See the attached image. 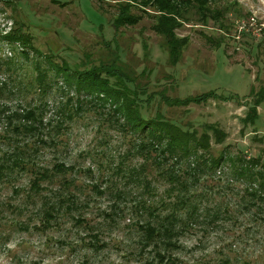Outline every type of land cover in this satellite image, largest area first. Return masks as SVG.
<instances>
[{"label": "rangeland", "instance_id": "obj_1", "mask_svg": "<svg viewBox=\"0 0 264 264\" xmlns=\"http://www.w3.org/2000/svg\"><path fill=\"white\" fill-rule=\"evenodd\" d=\"M58 1L64 4L20 0V11L26 17L23 20L33 35L32 45L41 55L31 53L25 59L18 53L19 45L0 40V61L15 62L8 64L7 70L6 65L0 66V83H4L0 99L14 105L16 100L38 103L51 123L63 118L55 146H43L38 156L45 162L58 160L81 169L79 174L71 175L75 185L68 189L77 197V203L69 212L64 211L55 227L46 231L30 227L26 231L23 226L34 224L38 217L35 204L24 198L25 177L11 184L0 181V264H160L153 249L141 247L137 226L152 219L147 210L137 207L136 201L143 198L146 204L158 207L159 215L167 213L159 203L173 199L163 173L169 165L165 162L154 167L144 161L142 153L146 152L132 150L135 138L120 130L106 115L105 107L70 109L65 102L76 90L62 81V73L54 72L46 59L50 56L53 63H62L69 72L88 67L109 57L114 39L122 58L134 60L138 70L144 69L140 80L148 82V91L164 90L165 95L175 98L208 90L237 94L232 101L210 99L185 107L167 106L155 94L140 110L149 116L161 109L167 117L197 129L203 123L215 122L227 136L220 145H212L214 153L224 147L247 158L258 156L264 162V101L256 108L254 124L243 127L239 120L252 98L248 95L250 89L264 86V0H208L209 9L223 11L227 29L213 20L207 25L193 19L182 21L175 33L189 41L174 67L167 64L164 39L151 29L148 15L131 9L141 13L142 18L135 26L115 33L110 23L117 2L122 0ZM8 13V9L0 12V32H5L10 23ZM204 35L211 37V42ZM105 42H110L109 48ZM35 65L45 73L44 81L49 82L50 87L43 92L32 86ZM179 164L187 170V164ZM118 166L124 168L123 173L117 171ZM140 166L151 183L147 190L122 176L129 168L137 170ZM227 166L222 164L213 174L197 172L194 178L181 175L189 183L188 188L197 191V203L208 207L222 204V209L230 206V211L214 223L199 219L185 226L178 236L179 249L170 251L171 264H216L225 255L237 264H264V224L257 228L250 213H238L236 201L245 182H230ZM228 182L232 186L224 187ZM42 193L46 197L51 194Z\"/></svg>", "mask_w": 264, "mask_h": 264}, {"label": "trees", "instance_id": "obj_2", "mask_svg": "<svg viewBox=\"0 0 264 264\" xmlns=\"http://www.w3.org/2000/svg\"><path fill=\"white\" fill-rule=\"evenodd\" d=\"M50 1L64 4L58 0ZM19 2L20 0H0V12L8 9L6 18L10 20L7 30L0 32V40L12 46L19 45V48L21 47L19 55L29 59L31 53L41 54L32 45L33 35L29 31L28 23L23 20L26 17L20 11ZM207 2L208 0H122L117 2L116 15L110 26L115 33L120 28L135 26L142 18V14L133 13L131 9L148 15L152 20L151 29L164 39L166 62L174 67L189 41L186 36H177L175 33L176 29L182 26V21L193 19L200 25H207L209 20H213L218 23V27L227 29L223 22V11L209 9ZM204 37L211 42V37L207 35ZM112 41L115 42V46L108 50L109 57L106 60L77 70L72 69L70 72L64 69L62 63H53L50 56L44 57L48 58L46 61L54 72L62 73V81L66 85L74 86L75 95L67 97L65 102L70 109L79 111L86 105L92 109L97 106L105 107L106 115L113 118L120 130H125L135 138L132 150L146 152L142 153L146 156L144 161H149V165L153 163L154 167L165 165V162L169 165L163 173L169 183L168 191L172 193L173 199L167 203H159L167 213L159 215L158 207L146 204L143 198L136 201L137 207L147 210L152 219L137 226L138 234L141 236V247L149 246L153 249L160 264H171L173 258L170 251L179 249L178 236L185 226L199 219H207L208 222L214 223L215 220L221 219L223 213H229L230 206L222 209V204H218L209 208L197 203L195 199L197 191L189 189V183L182 177L191 175V178H194L197 172L203 171L213 174L222 164L228 165L230 182L236 180L245 182L243 192L239 193L236 201V206L240 209L238 213H250L249 217L257 228L264 224V162L258 156L247 158L239 152L233 154L224 147L214 153L212 145H220L227 136L215 122L203 123L201 129H197L188 122L175 121V118L167 117L161 109L149 116H144L140 110L141 106L148 105V102L154 99L155 94L160 96L161 103L175 107L204 104L210 99L232 101L239 95L217 94L213 90H208L175 98L165 95L164 90L148 91V82L143 83L140 80L144 75V69L138 70L134 60L122 58L116 41L114 39ZM105 45L109 48L110 42H105ZM10 63L15 62L2 60L0 66H7ZM33 67L36 74L32 86L43 92L50 87L49 82L44 81L45 73L40 71L38 65ZM5 69L7 70L8 66ZM2 85L4 83H0V93ZM248 95L252 97L249 106L246 113L239 118L243 127L255 123L258 113L256 108L264 101V86L257 90L250 89ZM51 120L46 119L42 106L38 103L22 104L20 100H16L14 105L0 99V181L11 184L18 177H25L27 187L23 189L24 198L35 204L37 212L35 216L38 217L34 224L23 226L26 231L30 230V227L40 231L55 227L58 220L63 217L64 211L69 212L77 203V197L68 189L75 185L71 175L79 174L81 169L73 164L65 165L63 161L58 160L52 163L45 162L38 156L43 146L51 149L55 146L57 134L62 127L63 118L59 117L52 123ZM179 163L187 164V170L181 169ZM117 171L123 173L124 168L118 166ZM144 172L145 168L140 166L137 170L129 168L122 176L125 180H132L137 186L140 185L143 190H147L151 183L144 176ZM230 182L224 187L232 186ZM14 191L19 189L14 187ZM42 191H49L51 194L46 197ZM75 221L80 220L75 218ZM229 247L231 249V246ZM219 260L216 264H237L227 255L220 257Z\"/></svg>", "mask_w": 264, "mask_h": 264}, {"label": "built area", "instance_id": "obj_3", "mask_svg": "<svg viewBox=\"0 0 264 264\" xmlns=\"http://www.w3.org/2000/svg\"><path fill=\"white\" fill-rule=\"evenodd\" d=\"M251 19V18H250Z\"/></svg>", "mask_w": 264, "mask_h": 264}]
</instances>
